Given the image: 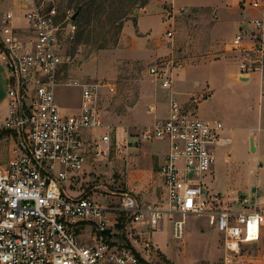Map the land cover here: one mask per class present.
Here are the masks:
<instances>
[{
  "label": "built area",
  "instance_id": "2783aa9c",
  "mask_svg": "<svg viewBox=\"0 0 264 264\" xmlns=\"http://www.w3.org/2000/svg\"><path fill=\"white\" fill-rule=\"evenodd\" d=\"M60 1L22 0L23 27L14 23L11 9L0 19V63L7 70L6 114L0 118V157L6 155L0 161V264H145L141 251L148 252L149 241L137 249L134 236L158 229L166 217L170 235L181 240L189 213L206 217L220 235L223 264H235L242 244L261 236L264 204L237 210L211 207L216 200L206 199L204 177L212 171L215 147L223 143V126L197 116L193 96L181 102L172 93L174 74L184 63L173 55L153 60L147 74L166 90L165 116L136 130L131 141L127 132L111 136L100 100L101 89L111 92L114 85L62 77V51L75 24L69 9H59ZM243 1L256 13L224 43L235 57L236 77L264 69V0ZM164 40H172L171 29ZM73 84L80 88L78 110L62 112L56 89ZM152 140L167 146L158 202L141 204L123 191L115 205H104L67 191L66 182L89 159ZM114 210L122 212L124 238L116 236L117 218L106 215Z\"/></svg>",
  "mask_w": 264,
  "mask_h": 264
},
{
  "label": "rangeland",
  "instance_id": "374dc122",
  "mask_svg": "<svg viewBox=\"0 0 264 264\" xmlns=\"http://www.w3.org/2000/svg\"><path fill=\"white\" fill-rule=\"evenodd\" d=\"M76 3L84 9L91 4L92 19L88 28L92 30L87 34L85 27L79 35V25L87 18L85 14L73 21L75 31L64 43L62 51V77L71 81L102 80L114 85L111 92L101 89L100 100L101 116L104 124L110 127L111 136L115 132L118 136L127 131L134 133L152 120L156 111L163 112V107L150 111L160 87L147 74V67L157 57L176 56L184 65L174 74L175 88L188 92L186 102L193 96L196 99L195 114L219 120L230 138L229 143L215 147L213 171L204 177L206 199L219 202L215 201L211 207L237 210L264 204V123L262 129H257L259 86L251 80L241 81L221 68L213 83L209 82L208 87L212 85L209 92L202 76L208 71L205 62L219 61L226 68L235 64V57L224 49V43L234 31L230 20L241 19V6L231 0H94L93 3L72 0L67 6L66 0H61L59 9H69L73 13ZM23 8L22 0H0V19L11 9L18 17L14 20L16 25L23 27L25 22L19 16ZM138 14H143L138 25L145 37L133 30ZM120 21L122 25L116 33V24ZM215 23L211 44L209 31ZM167 29L172 30V40L168 42L164 40ZM104 40H108L106 46L99 48V43ZM187 42L189 56L185 52ZM216 68H220L219 65ZM183 71L187 74L180 76ZM6 78L7 70L0 64V118L6 114ZM79 93L80 88L74 84L56 89L55 97L62 112L78 110ZM5 157L2 152L0 161ZM122 162L123 154L120 151L116 154L114 150L106 158L89 159L76 180L66 182L65 187L67 191L72 189L71 194H83L104 205H115L118 193L125 189ZM106 215L111 220L117 218L116 236L124 238L122 212L107 211ZM218 234L208 226L203 214L189 213L184 216L181 240L172 238L170 222L163 217L158 229L135 235L133 244L142 249L143 242L149 241L148 252L141 251L147 258L145 264H223ZM241 253L235 264H264V227L257 241L242 244Z\"/></svg>",
  "mask_w": 264,
  "mask_h": 264
},
{
  "label": "crops",
  "instance_id": "0c3cea01",
  "mask_svg": "<svg viewBox=\"0 0 264 264\" xmlns=\"http://www.w3.org/2000/svg\"><path fill=\"white\" fill-rule=\"evenodd\" d=\"M231 2L235 5H240L241 10L243 14L241 15V19L236 21L231 19L230 22H232L234 31L238 26H244L247 24V20L250 16L254 15L256 12L255 10L249 8L248 6H245L243 4V0H231ZM239 3V4H238ZM235 7V6H233ZM233 10V8L231 9ZM235 11V10H233ZM228 16H232L230 12L226 13ZM143 14H138L137 17L135 18V28L133 30H136V32L139 34L140 37H145L143 30L140 28L138 25L139 18L142 17ZM15 21L18 20V17L15 16L14 18ZM14 23L16 24V22ZM126 26V22L124 24V28ZM216 27V23L210 28L209 33L211 34V39L209 42L212 44L214 41L215 37V31L214 28ZM233 31V33H234ZM214 33V34H213ZM232 33V34H233ZM232 37V36H231ZM216 41V40H215ZM185 52H187V56H189L188 53V42L186 43V49ZM205 67L208 69L205 73H203V79L204 82H207L205 89L207 91H211V86L210 88L208 87L209 82L211 84L213 81L216 79V76L219 72L224 71V69L227 71V74H235L236 75V67L235 64L232 65L231 67L229 66L228 68L223 67L219 61L217 63L213 62H205ZM1 64V63H0ZM219 65L220 68H216ZM182 75H186L187 72H181ZM179 73H177L178 75ZM178 77V76H177ZM186 77V76H185ZM247 80H251L254 84H258L259 86V91H258V96H257V105H258V114H257V129H262V123H264V70L262 71H254L251 72L248 76ZM243 81V80H241ZM245 81V80H244ZM180 82H182L180 80ZM178 85V84H177ZM203 86V85H202ZM157 87H159L157 85ZM157 97L155 104L152 105L153 109L150 110L151 112L156 111L157 108H164L163 112H158L153 114V119L150 120L149 122L142 124V126L150 124L155 118H162L166 114V108H167V100H166V92H164L161 88L158 89ZM172 93L178 100L181 102L185 101V95L188 93L186 91H180L175 88L174 85V80L172 82ZM210 95V94H209ZM141 126V127H142ZM221 136L223 138V143L220 145H225L230 142V138L228 135L225 133V127L224 125ZM117 133V132H116ZM129 134L128 141L133 140L132 138V133L127 131ZM123 136V135H122ZM163 143V146H162ZM166 143L161 141V140H152V141H145L141 143H131L127 147H120L119 149L115 150L114 153L117 154V151L121 152L123 154V159L124 162H122V167L123 171L125 172V178L123 180L124 188L120 192H128L136 197V199L141 203V204H152L158 202L163 196H162V189H161V177L159 174V167L164 161V155L166 153ZM213 171V166L212 169ZM76 180V179H75ZM157 180V181H156ZM70 193L72 189L70 188ZM158 191V192H157ZM209 226V225H208ZM209 233L212 232V230H208ZM219 235V234H218Z\"/></svg>",
  "mask_w": 264,
  "mask_h": 264
},
{
  "label": "trees",
  "instance_id": "16d2710c",
  "mask_svg": "<svg viewBox=\"0 0 264 264\" xmlns=\"http://www.w3.org/2000/svg\"><path fill=\"white\" fill-rule=\"evenodd\" d=\"M91 1V3H93L94 2V0H90ZM71 2H72V0H66V3H67V6H68V4L70 5L71 4ZM89 7H91V4H90V6H87V8H83V6L80 4V3H76L75 5H74V7H73V12H76V16H75V18H74V21H75V19L77 18H79L80 16H82L83 14H85L86 16H87V18L85 19V21H83L80 25H79V27L81 28V30L79 31V35H81L83 32H84V29H86L85 27H87V34H89L90 33V31L92 30V29H90V28H88V25H89V23H90V20L92 19V17H91V12L89 11ZM97 11H98V9H97ZM85 15H84V18H85ZM121 25H122V23H121V21L120 22H118L117 24H116V33H118L119 32V29L121 28ZM94 29V28H93ZM113 39L115 38V36L114 37H112ZM107 41L108 40H104V41H102L101 43H99V45H98V47L99 48H103V47H105L106 46V43H107Z\"/></svg>",
  "mask_w": 264,
  "mask_h": 264
},
{
  "label": "water",
  "instance_id": "95a60500",
  "mask_svg": "<svg viewBox=\"0 0 264 264\" xmlns=\"http://www.w3.org/2000/svg\"><path fill=\"white\" fill-rule=\"evenodd\" d=\"M75 16H76V12H73L71 14L70 19L71 20H74ZM237 78L244 81V80H247L248 79V75H238Z\"/></svg>",
  "mask_w": 264,
  "mask_h": 264
}]
</instances>
